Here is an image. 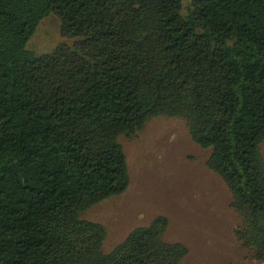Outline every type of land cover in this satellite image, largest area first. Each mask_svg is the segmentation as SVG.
<instances>
[{
    "label": "trees",
    "instance_id": "obj_1",
    "mask_svg": "<svg viewBox=\"0 0 264 264\" xmlns=\"http://www.w3.org/2000/svg\"><path fill=\"white\" fill-rule=\"evenodd\" d=\"M0 0V264H182L159 217L104 253L91 207L126 192L119 138L186 122L264 262V0ZM56 15L71 46L28 42Z\"/></svg>",
    "mask_w": 264,
    "mask_h": 264
},
{
    "label": "rangeland",
    "instance_id": "obj_2",
    "mask_svg": "<svg viewBox=\"0 0 264 264\" xmlns=\"http://www.w3.org/2000/svg\"><path fill=\"white\" fill-rule=\"evenodd\" d=\"M194 0H182L187 16ZM56 15L41 21L28 42L38 56L71 46ZM127 157L130 185L85 211L84 220L106 230L103 252L110 253L135 229L163 217V240L188 249L182 264H264L237 240L241 217L223 180L207 167L211 151L196 145L180 118L151 119L142 131L119 138ZM264 159V144L260 146Z\"/></svg>",
    "mask_w": 264,
    "mask_h": 264
}]
</instances>
